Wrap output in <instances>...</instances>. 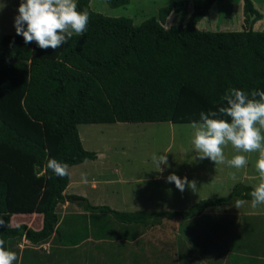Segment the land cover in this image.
<instances>
[{
	"label": "trees",
	"instance_id": "1",
	"mask_svg": "<svg viewBox=\"0 0 264 264\" xmlns=\"http://www.w3.org/2000/svg\"><path fill=\"white\" fill-rule=\"evenodd\" d=\"M106 1L118 7L131 0ZM215 1L193 0L188 20L166 27L169 15L188 12L189 3L172 1L160 8L158 18L135 24L130 17L94 11L91 0H76L78 11L89 12L87 31L56 50L0 33V239L6 250L11 239L21 237L32 243L52 236L63 241L57 207L67 199L127 227L116 235L115 225L106 221L103 235L93 231L94 237L108 239L124 237L129 226L134 232L126 238L136 239L141 227L252 199L254 186L238 182L228 195L203 198L186 210L121 211L93 205L83 195H65L70 175L59 178L45 167L48 158L77 165L98 157L84 147L79 124L199 122L202 112L223 104L229 88L264 91V29L254 28L263 13L253 0H244L242 30L200 29ZM34 212L43 215L40 229L11 222L13 214Z\"/></svg>",
	"mask_w": 264,
	"mask_h": 264
},
{
	"label": "rangeland",
	"instance_id": "2",
	"mask_svg": "<svg viewBox=\"0 0 264 264\" xmlns=\"http://www.w3.org/2000/svg\"><path fill=\"white\" fill-rule=\"evenodd\" d=\"M172 1L177 0H131L118 7L110 6L106 0H91L90 5L96 12L112 17H130L135 24H140L150 17L158 18L160 8ZM184 1L188 5L189 0ZM253 2L257 8L264 10V0ZM19 4L20 0H0V33H16L14 19L18 15ZM236 5L243 7L244 11V0H217L208 13L211 17L206 15L200 27L215 31L242 30L245 14H242L240 7L234 12L235 23L231 25L227 20ZM189 7L191 10L190 2ZM187 16V12H173L172 19L175 24H180L186 22ZM167 24H170L169 19ZM254 28L263 30L264 20L258 21ZM190 125L170 121L79 124L84 147L97 152L98 161L89 159L86 164L70 165L76 184L72 185L80 186L84 196L91 199V202L95 200L97 204L107 205L113 202L135 204L139 211L186 210L203 198L228 195L238 182L256 186L258 173L254 165L258 153L245 154L248 164L239 170L227 165L215 166L210 159L201 160L194 151L191 143L193 129ZM153 154L166 155L167 164H161V169L158 168L152 160ZM224 154L230 159L236 152L228 145L224 148ZM233 172L236 174L235 180L231 177ZM82 173L87 175V184L81 180ZM172 173L181 179L186 176L189 181L195 180L197 191L187 187L185 191H179L174 182H167V177ZM94 182L97 187L93 186ZM243 201L246 203L239 209L234 204L211 207L209 215L204 217L165 219L162 224L142 227V234L137 241L147 246L146 251L159 253L161 257L170 255L175 262L178 254L190 257L195 248H204L211 241L208 236L223 238L231 231L232 228L225 223L227 217L220 216L216 211L223 214L225 209L230 208L240 212L250 208L264 209V205L253 208L251 200ZM121 210L136 209L125 207ZM11 251L14 252L12 246Z\"/></svg>",
	"mask_w": 264,
	"mask_h": 264
},
{
	"label": "crops",
	"instance_id": "3",
	"mask_svg": "<svg viewBox=\"0 0 264 264\" xmlns=\"http://www.w3.org/2000/svg\"><path fill=\"white\" fill-rule=\"evenodd\" d=\"M189 2L193 4V0H189ZM216 2L217 0L213 5H215ZM238 7L240 6H233L231 13H229L231 19L229 17L227 20L231 25L235 23L233 21V16H235L234 12L236 11L235 9H238ZM240 8L242 14L244 15V11H242L243 7ZM258 9L261 10V13H263V18L261 19V21H263L264 10L262 8ZM192 10L193 6L191 10L189 7L187 20ZM237 11L240 12V10ZM172 16L173 13L169 15L164 23L166 27H169L174 23ZM207 16L211 17L209 15ZM168 19L170 24H167ZM202 20L198 23V27L203 30H210L200 27ZM87 160L80 164L88 163L86 162ZM91 160L98 161L97 158ZM96 166L102 167L101 165ZM69 173L70 182L64 192L65 195L82 193L84 196L85 193H83L80 186L72 185L76 184L74 183L73 175L71 174L70 169ZM93 186L97 187L95 182L93 183ZM90 203L93 205H107L97 204V201L95 200H92V202L90 201ZM124 204L125 205H123V202H113L108 206L118 210L125 209V207L126 209H136L121 211H139L135 208V204ZM209 208H206L201 215L190 219L209 215V212H211L209 211ZM57 212L60 216V223L63 225V232L66 235L65 239L61 241L52 236L48 240L38 243H32L25 237L11 239L9 242V249L11 251L12 246L13 251L17 255L15 264H264V209L252 210L250 208L240 212L239 210L230 208L225 209L223 214H220L221 211H216L219 212L220 216L227 217L225 219V223L232 228L231 231L223 238L208 236L211 241L204 246V248H195L192 256L190 257H182V255L178 254L176 262L171 259L174 257H171L170 255L161 257L159 253L146 251L145 247L147 246H144L143 243L137 241L138 238H126L127 235L130 236L133 234L134 229L132 226L128 227V231L124 237L115 236L116 238L111 239L94 237L93 231H96L98 235H103L104 229L107 226V224L105 226V222L107 221V223H109L110 220H106L107 218L104 217L103 214L95 217L94 215L96 214L85 210L83 206L76 202L67 199L64 202L59 203ZM11 222L14 226L20 223H25L34 229H40L43 225V215L35 212L17 213L13 214ZM114 225V234H116V230L119 231L116 235L122 234V229L127 228L122 224L113 223L111 221L110 226L114 227ZM86 234H88L89 237L82 240L78 244H65V241L69 239H77L85 236ZM202 249H204L207 255L204 254ZM211 252L212 255H210Z\"/></svg>",
	"mask_w": 264,
	"mask_h": 264
},
{
	"label": "clouds",
	"instance_id": "4",
	"mask_svg": "<svg viewBox=\"0 0 264 264\" xmlns=\"http://www.w3.org/2000/svg\"><path fill=\"white\" fill-rule=\"evenodd\" d=\"M89 12L77 10L76 0H20L18 15L14 19L16 34L24 38L25 44L35 42L39 48L56 50L68 43L74 34L83 36L87 31ZM223 104L217 110L202 112L199 122H192L191 143L201 160L210 159L217 165L242 169L247 166V153H258L255 169L257 184L249 193L251 206L264 205V91L248 93L238 88H229L224 94ZM227 117V119H225ZM231 145L236 154L230 159L224 148ZM153 162L158 168L167 164L166 155L153 154ZM57 177L70 175L69 165L55 158H48L45 165ZM161 169V168H160ZM233 180L235 172L231 173ZM81 180L88 183L87 175ZM167 182L175 184L183 192L186 187L197 191L196 181L183 179L175 173L167 177ZM246 201L236 199L234 207L240 208ZM5 241L0 239V264H15L17 255L6 250Z\"/></svg>",
	"mask_w": 264,
	"mask_h": 264
},
{
	"label": "water",
	"instance_id": "5",
	"mask_svg": "<svg viewBox=\"0 0 264 264\" xmlns=\"http://www.w3.org/2000/svg\"><path fill=\"white\" fill-rule=\"evenodd\" d=\"M15 62H20V61H25V62H29V60L28 59H18V60H14Z\"/></svg>",
	"mask_w": 264,
	"mask_h": 264
}]
</instances>
